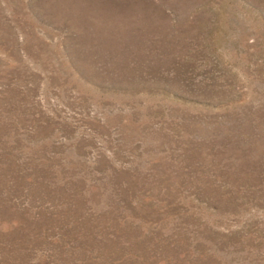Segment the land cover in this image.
Returning <instances> with one entry per match:
<instances>
[{
	"label": "rangeland",
	"instance_id": "rangeland-1",
	"mask_svg": "<svg viewBox=\"0 0 264 264\" xmlns=\"http://www.w3.org/2000/svg\"><path fill=\"white\" fill-rule=\"evenodd\" d=\"M0 264H264V0H0Z\"/></svg>",
	"mask_w": 264,
	"mask_h": 264
}]
</instances>
